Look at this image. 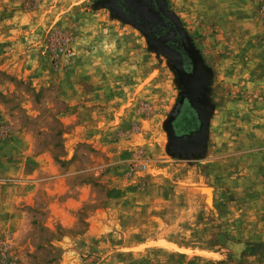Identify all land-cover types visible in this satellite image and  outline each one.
<instances>
[{
  "label": "rangeland",
  "instance_id": "374dc122",
  "mask_svg": "<svg viewBox=\"0 0 264 264\" xmlns=\"http://www.w3.org/2000/svg\"><path fill=\"white\" fill-rule=\"evenodd\" d=\"M153 1L0 0V264H264V0Z\"/></svg>",
  "mask_w": 264,
  "mask_h": 264
},
{
  "label": "flooded vegetation",
  "instance_id": "af4514ba",
  "mask_svg": "<svg viewBox=\"0 0 264 264\" xmlns=\"http://www.w3.org/2000/svg\"><path fill=\"white\" fill-rule=\"evenodd\" d=\"M144 2V12H146L149 18L152 19L146 21L137 18V20L145 24L146 27H148L150 30L152 29L151 27L157 26L159 28V31L156 30L155 33H157L158 35L167 36L171 34V32L175 29V25L171 21V19L156 6L153 0H144ZM154 21L155 23H153ZM178 37L179 35H177L176 33L175 39H177ZM173 44L178 46L176 42H174Z\"/></svg>",
  "mask_w": 264,
  "mask_h": 264
},
{
  "label": "crops",
  "instance_id": "0c3cea01",
  "mask_svg": "<svg viewBox=\"0 0 264 264\" xmlns=\"http://www.w3.org/2000/svg\"><path fill=\"white\" fill-rule=\"evenodd\" d=\"M251 50V49H250ZM260 51L259 56L257 58H254L253 56L250 57L251 64L254 65L256 68L254 70H251L250 78L247 77L248 74L245 75L243 80H246L245 85L248 87V89H256V88H264V49H257ZM250 51H245L244 54H249ZM239 58V57H238ZM238 58L236 59L237 61ZM238 77H236L237 79ZM252 104L255 106H258L259 104L264 105V98L260 99H254L252 100Z\"/></svg>",
  "mask_w": 264,
  "mask_h": 264
},
{
  "label": "trees",
  "instance_id": "16d2710c",
  "mask_svg": "<svg viewBox=\"0 0 264 264\" xmlns=\"http://www.w3.org/2000/svg\"><path fill=\"white\" fill-rule=\"evenodd\" d=\"M136 2L141 8H143L145 5L144 0H136ZM151 28H152V30H156L155 27H151Z\"/></svg>",
  "mask_w": 264,
  "mask_h": 264
}]
</instances>
